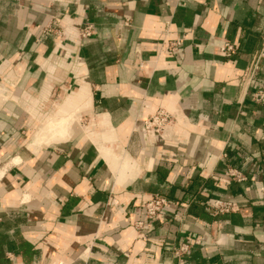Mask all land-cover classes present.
Masks as SVG:
<instances>
[{"label":"crops","instance_id":"1","mask_svg":"<svg viewBox=\"0 0 264 264\" xmlns=\"http://www.w3.org/2000/svg\"><path fill=\"white\" fill-rule=\"evenodd\" d=\"M263 36L264 0H0V264H264Z\"/></svg>","mask_w":264,"mask_h":264},{"label":"built area","instance_id":"2","mask_svg":"<svg viewBox=\"0 0 264 264\" xmlns=\"http://www.w3.org/2000/svg\"><path fill=\"white\" fill-rule=\"evenodd\" d=\"M93 33V26L91 23L85 21L80 26L79 37L87 38ZM179 46V41H174L168 46V51L173 53ZM236 49V45L231 42H224L219 47V52L222 55H229L233 53ZM264 56V36L262 37L261 48L254 55L253 59L247 67L241 73L240 84L243 87L245 93L249 95V99L253 104L264 105V86H260L255 90L248 92L251 81L259 69V61ZM170 115L159 109L154 115L150 118L143 120L142 124L144 128L152 131H160L169 121ZM224 175L227 176L230 180L241 182L246 180L245 174L236 168L226 167L224 170ZM259 196L262 207L264 208V182L259 186ZM170 201L160 196L158 194H151V196L145 200L143 203L144 209V218L142 220H137L133 223V226L138 231H142L146 224H149L153 220L157 219L161 215L168 213V205ZM238 204L232 200H221L215 199L210 203L206 204V210L212 214H225L235 211ZM172 218L179 219V216L173 215ZM198 242V240L193 241H183L178 243L175 247L172 248L173 256L177 259L181 258L184 254L189 252V248L193 243Z\"/></svg>","mask_w":264,"mask_h":264},{"label":"rangeland","instance_id":"3","mask_svg":"<svg viewBox=\"0 0 264 264\" xmlns=\"http://www.w3.org/2000/svg\"><path fill=\"white\" fill-rule=\"evenodd\" d=\"M164 129V127L162 128V130ZM160 133H161V131H160Z\"/></svg>","mask_w":264,"mask_h":264}]
</instances>
